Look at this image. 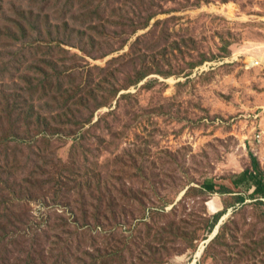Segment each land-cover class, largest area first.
I'll list each match as a JSON object with an SVG mask.
<instances>
[{"label":"rangeland","instance_id":"obj_1","mask_svg":"<svg viewBox=\"0 0 264 264\" xmlns=\"http://www.w3.org/2000/svg\"><path fill=\"white\" fill-rule=\"evenodd\" d=\"M252 113L264 0H0V264H264Z\"/></svg>","mask_w":264,"mask_h":264},{"label":"trees","instance_id":"obj_2","mask_svg":"<svg viewBox=\"0 0 264 264\" xmlns=\"http://www.w3.org/2000/svg\"><path fill=\"white\" fill-rule=\"evenodd\" d=\"M37 17H40V16H37ZM37 22H41V21L37 20ZM18 26H19L18 24L15 26V31L11 30L10 28L3 30L4 36L12 39L13 41H17V40L21 41V40L25 39V37H29V36L33 37L35 39H39L40 37L43 38V35H42L43 30L37 24L36 25H28V26L21 25V27H19V28H18ZM43 39H45V38H43ZM90 39H91V41H87V42H85L82 39L79 40L80 41L79 46H80L81 50L84 53H86L87 55H90V50H86V47L90 46L93 42V39L91 36H90ZM68 43L69 42H67L66 45H69ZM9 52H10V56H12L14 58L16 51H13V52L9 51ZM45 61L46 60L44 59L43 62H45ZM40 62H42V61H40ZM49 62L50 61H48V63ZM64 65H65V63L62 64V66H64ZM58 68H60V67H58V65H56V69H58ZM54 73H55V75L53 74L52 79H54V82H55L54 85L58 87V88H54L56 90V89L62 88V86L64 85L63 81H61L59 79L60 76L63 74V71H60V69H59V71H55ZM49 85H51V84H49ZM49 87L51 88L52 85ZM79 91H81V90L78 89V93H79ZM90 91H92V92H90ZM62 93H64V92H62ZM87 93L93 94V89L88 88ZM73 97L77 99V96H75V95L70 96V98H73ZM84 97H86V96H84ZM78 100L84 101L83 96H78ZM80 104H81V102H80ZM9 167H11V169L13 170V173L10 172L8 169L5 176H4V180H0L1 184L3 186H6V188H8V189H10V185L13 184L11 182V180L13 179V181H14V174H15L14 168H16V165H12ZM39 168H41V166H39ZM248 185L253 187V189H254V192L252 193V197L264 199V168L261 167L260 163L258 162V160L256 158L251 159L250 169L247 170L245 173H243V175L237 181H233V180H229L227 182H224L223 180H221V181H218V180L205 181L203 183V185H201V188L199 190H201V192L203 194L204 193L205 194H208V193L213 194V193H217L219 191V193L220 192L228 193L229 195L233 196L232 195L233 192L238 191V189L241 191V188H244L245 186L247 187ZM224 191H226V192H224ZM233 197H235V196H233ZM236 201H239L240 203H242V202H244V198L238 196L236 198ZM257 203L264 205V202L261 201V199L259 201H257ZM205 206L207 208V211L210 212L211 215H215L213 217L214 222L212 225V232H213L216 229V227L219 225L218 223H220V221L222 220V217L225 214L223 212L218 213V214L214 213L213 208L210 206V204L208 202L205 203ZM220 235H221V233L219 235H217L211 241V243H214L215 241L219 240ZM219 254H221V252H219Z\"/></svg>","mask_w":264,"mask_h":264},{"label":"built area","instance_id":"obj_3","mask_svg":"<svg viewBox=\"0 0 264 264\" xmlns=\"http://www.w3.org/2000/svg\"><path fill=\"white\" fill-rule=\"evenodd\" d=\"M261 63L260 60L255 59V61H250L249 65H251L252 68L259 66ZM254 119V123H252V128H253V132H252V141L253 144L256 147L261 148V150L256 153L257 156V160L260 163L261 167L264 168V131L263 128L257 123L260 120V115H258L257 113H252V116H250ZM262 201H264V199H261Z\"/></svg>","mask_w":264,"mask_h":264},{"label":"water","instance_id":"obj_4","mask_svg":"<svg viewBox=\"0 0 264 264\" xmlns=\"http://www.w3.org/2000/svg\"><path fill=\"white\" fill-rule=\"evenodd\" d=\"M223 221H225L224 218H222V220L220 221L218 227L216 228V230L214 231V233L212 234V236L208 239V242L207 243L211 242L216 237V235L218 234V230H219L220 226L223 224Z\"/></svg>","mask_w":264,"mask_h":264},{"label":"crops","instance_id":"obj_5","mask_svg":"<svg viewBox=\"0 0 264 264\" xmlns=\"http://www.w3.org/2000/svg\"><path fill=\"white\" fill-rule=\"evenodd\" d=\"M205 250V247L203 246V251Z\"/></svg>","mask_w":264,"mask_h":264}]
</instances>
